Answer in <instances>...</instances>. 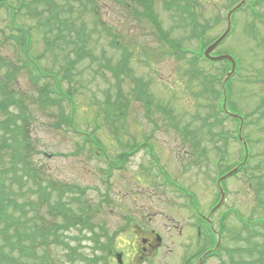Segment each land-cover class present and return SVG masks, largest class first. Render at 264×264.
Here are the masks:
<instances>
[{"label":"rangeland","instance_id":"obj_1","mask_svg":"<svg viewBox=\"0 0 264 264\" xmlns=\"http://www.w3.org/2000/svg\"><path fill=\"white\" fill-rule=\"evenodd\" d=\"M7 1L19 6L14 21L30 28L28 50L36 62L47 68L61 65L65 68L67 61H77L71 81L63 83L66 91L71 87L75 99V124L101 141L109 150L108 155L116 159L125 148L120 147L119 142L128 138L152 140L155 163L174 184H167L162 175H158L159 165L157 167L142 151L129 157L123 169L106 172L104 168H109L106 158L90 151L91 146L84 141V136L69 131L66 126L56 128L58 107L38 105V88L33 87L30 73L24 66V55L13 40L19 35L24 38V33L10 30V12L2 6L0 60L3 58L7 65L0 66L15 71L10 91L15 92V98L23 99L25 114H31L32 121L26 132L30 135L31 131L36 146L47 152L35 159L42 162V187L49 189L58 184L61 189L53 193L52 203H66L74 213H79L80 207H88L92 222L98 224L95 230L100 233L99 224L105 225L104 230L115 237L112 248L119 249L128 264L133 256L131 243L136 240L129 230L135 225L142 229L154 228L166 235V241H171L170 235L180 236L178 240L189 242V254L194 261L207 243L197 237L194 211L186 206L188 200L179 193L177 186L195 193L198 203L194 205L209 210L219 195L216 184L219 172L242 159L243 148L235 138L239 126L231 118L224 117L219 95L222 87L213 80L224 77L231 69L230 64L222 60L209 65L202 59H195L194 54L201 49V38L193 36L191 20L186 14L167 5L175 0H153L154 16L143 13L142 5L125 10L113 0ZM238 1L179 0L182 5L188 3L191 12L196 14L198 31L204 25L209 26L202 39L205 44L224 32L227 12ZM247 2L255 4L257 13L247 6L237 11L230 36L214 52H227L238 61L237 70L228 77L229 111L234 113L237 109L242 115L255 112L254 120L264 98V0ZM96 8L99 10L97 17ZM52 10L67 23L62 34H67L71 41L60 38L49 47L48 43L57 38L58 29L40 24L42 17ZM159 30L191 52L172 51L161 39ZM80 31L87 36L86 47L91 53L78 61L73 42ZM110 33L119 36L124 48L113 46L111 42L115 37ZM9 35L11 37H7ZM127 52V72L118 79L106 68V61L117 66ZM197 72L203 74V79L196 77ZM63 105L68 113L69 103L63 102ZM121 110L124 111L122 115ZM8 112L19 115L21 108L11 105ZM252 117L242 134L249 139L253 157L246 171L222 183L228 190L227 199L213 217L217 225L222 223V248L220 256L211 257L204 264H264V230L258 228L259 232L254 234L246 226V221L264 217V122L254 123ZM3 119L0 113V121ZM185 128L190 132L187 137L184 136ZM3 134L0 129V138ZM9 164V154L1 152L0 168L9 167ZM78 187L88 188V194L79 197ZM103 194L112 202L100 210L97 198ZM51 217L42 203L45 223L51 225L62 220L60 216ZM69 241L73 246L78 244L82 255L74 263L67 261L65 249L59 245L42 247V254L54 264H88L85 258L93 255V243ZM176 251L170 254L172 259L177 256ZM95 252L103 254L102 250ZM106 264L115 263L108 259Z\"/></svg>","mask_w":264,"mask_h":264},{"label":"trees","instance_id":"obj_2","mask_svg":"<svg viewBox=\"0 0 264 264\" xmlns=\"http://www.w3.org/2000/svg\"><path fill=\"white\" fill-rule=\"evenodd\" d=\"M117 1L120 3L119 5L128 10L134 9V6L142 1L147 7V10H145L146 13L152 15L149 9L150 0ZM4 3H6L5 0H0V5ZM170 5L172 6L173 3H170ZM175 7L182 8L184 12L188 13L194 23L193 35H199V27L196 28L195 16L190 12L189 4L184 6L177 5ZM36 15L39 17L42 16V14L38 13ZM97 21L100 22L101 18L98 17ZM42 25L58 29L57 38L48 43L49 47H52L58 41L57 39L60 38H66L65 41H71V38L67 39V34H62L67 29V23L62 21L57 13L51 11L48 16L45 18L42 17L40 26L43 27ZM13 27H17L15 22L13 23ZM207 27L208 25H204L202 30ZM20 28L23 29L22 27ZM161 33L162 35L164 34L163 31ZM7 37L11 36L9 35ZM25 37L24 39L22 36H14L13 40L17 46H20V50H24V66L32 72L31 79L34 81V87H37L38 91H40L38 105L48 108L60 99L59 97L54 98L52 96L53 88L49 83L39 84V78H52L55 80L59 93L63 97L70 98L72 96L71 91H61V81L63 78L71 81L73 75L72 69L75 67L76 62L74 60L67 61L68 66L65 68L63 65L59 68H41L39 62H36V58L29 53L28 45L31 42L30 35L25 34ZM85 40L87 41V36H83L81 31L77 32L73 45L77 48L76 51H78V54H76L78 58H82L91 53V49L89 50L86 47ZM166 41L184 52L179 44H176L168 38ZM118 43L115 42V44ZM89 47L91 48V46ZM54 56L57 59V56ZM91 56L93 57V54ZM122 58L123 60L120 62V71H118V74L122 72V68L128 62V55L126 53L123 54ZM2 59L0 60V64L6 66L7 62ZM8 65L13 69L11 64ZM45 70L50 73H45ZM16 71L19 70L16 69ZM61 71H63V78L60 77ZM14 75L15 71L4 70L0 66V113H2V116L4 115V119L0 121V129L4 131V134L0 138V151L7 152L12 158V165L9 168L6 166L2 169L0 168V264H54V262L48 260L45 254H42V247L46 249L52 243H60L58 229L66 227V225L69 226L75 218H83L84 215L77 216L72 209H64V207H61L63 205L61 202L52 203L53 193L49 191L50 188L46 189L42 187V162L35 159L42 153V150H36L35 141L26 132L27 120L30 116L25 115L22 111L23 99L15 98V92L10 91L12 89L11 85ZM63 97H61L62 100L64 99ZM13 104L21 108V112L17 116L8 112L9 107ZM59 105L62 107V101H59ZM258 109L261 110L253 122L259 124L264 122V98L261 100ZM58 116L60 119L56 123L57 127L62 128L63 124L66 126L73 125L72 117L69 115L60 112ZM9 182L11 183L10 187H8ZM259 186L261 188L263 187L262 185ZM21 190L22 194H20ZM42 203H45L47 206V211L52 216L51 218L56 217L57 211H62V221L51 225L45 223L43 221L44 218H42ZM246 226L247 229L253 230L254 234H256L259 232L257 230L258 228L264 230V217L256 221L253 225L247 224Z\"/></svg>","mask_w":264,"mask_h":264},{"label":"flooded vegetation","instance_id":"obj_3","mask_svg":"<svg viewBox=\"0 0 264 264\" xmlns=\"http://www.w3.org/2000/svg\"><path fill=\"white\" fill-rule=\"evenodd\" d=\"M205 221V219L203 221L198 218L195 219L200 234L201 227L205 226V224L203 223ZM212 232L213 230L207 231V234L213 235ZM207 234H205L204 236L206 237ZM131 236L132 238H136V240L139 239L137 247H135L134 244L136 240L131 243L133 252V256L130 259L131 264H190L191 257L189 254V242L186 244L184 241L178 240L181 239L180 236L170 235L168 236V238L171 241H166V235H164L163 233L159 231L157 232L154 228L142 229L139 228L138 225H135V229L133 230ZM175 243H178V245H176ZM126 248H128L127 245ZM175 251L177 256L175 259H172L170 254L174 253ZM181 253L182 260H180ZM122 264H128L125 258Z\"/></svg>","mask_w":264,"mask_h":264},{"label":"water","instance_id":"obj_4","mask_svg":"<svg viewBox=\"0 0 264 264\" xmlns=\"http://www.w3.org/2000/svg\"><path fill=\"white\" fill-rule=\"evenodd\" d=\"M243 2H244V0H243ZM228 31H229V30H228ZM226 34H227V32H226ZM226 34H225V35H226ZM225 35L222 36V38L225 37ZM222 38H221V39H222ZM221 39H220V40H221ZM220 40H219V41H220ZM214 46H215V44H214L213 46H211V47L207 50L206 53H207L208 56H209V51H210ZM225 57H226V58H230L229 56L224 55V56L217 57V58H215V59H221V58H225ZM232 172H233V171H232ZM232 172H231V173H232Z\"/></svg>","mask_w":264,"mask_h":264}]
</instances>
